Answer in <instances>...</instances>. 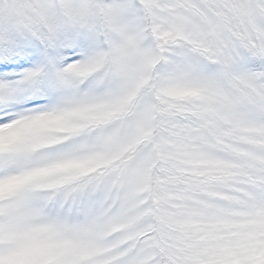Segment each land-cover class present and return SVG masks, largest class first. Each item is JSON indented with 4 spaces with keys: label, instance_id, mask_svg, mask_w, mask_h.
<instances>
[{
    "label": "snow or ice",
    "instance_id": "obj_1",
    "mask_svg": "<svg viewBox=\"0 0 264 264\" xmlns=\"http://www.w3.org/2000/svg\"><path fill=\"white\" fill-rule=\"evenodd\" d=\"M0 264H264V0H0Z\"/></svg>",
    "mask_w": 264,
    "mask_h": 264
}]
</instances>
